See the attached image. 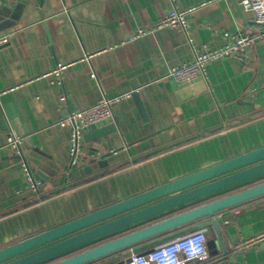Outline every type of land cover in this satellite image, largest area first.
Segmentation results:
<instances>
[{
    "label": "crops",
    "instance_id": "1",
    "mask_svg": "<svg viewBox=\"0 0 264 264\" xmlns=\"http://www.w3.org/2000/svg\"><path fill=\"white\" fill-rule=\"evenodd\" d=\"M241 1L0 3V36L10 35L0 46V249L264 146V39L255 42L247 62H212L207 79L193 85L168 77L171 68L194 59L189 37L198 48H218L225 32L256 30L254 13ZM174 8H196L188 15V32L167 27L134 37ZM59 66H66L60 78L54 74ZM127 92L140 93L144 112L133 94L116 104L113 120L85 133L83 161L71 167V127L57 122L67 109ZM8 120L26 138L24 155L42 182L41 197L29 189L6 146ZM110 125L114 132L86 138ZM217 218L225 222L228 253L192 264H264V197ZM210 223L189 224L136 248L147 252ZM127 257L128 250L90 264H127Z\"/></svg>",
    "mask_w": 264,
    "mask_h": 264
},
{
    "label": "water",
    "instance_id": "2",
    "mask_svg": "<svg viewBox=\"0 0 264 264\" xmlns=\"http://www.w3.org/2000/svg\"><path fill=\"white\" fill-rule=\"evenodd\" d=\"M133 95L144 112L140 93ZM115 129L110 125L86 138L98 139ZM261 178H264V146L0 249V264H90L207 219L211 220L206 228L211 233L207 243L210 255L227 254L222 230L225 222L217 216L264 197V181L203 205L185 208ZM60 258L63 259L56 261Z\"/></svg>",
    "mask_w": 264,
    "mask_h": 264
},
{
    "label": "built area",
    "instance_id": "3",
    "mask_svg": "<svg viewBox=\"0 0 264 264\" xmlns=\"http://www.w3.org/2000/svg\"><path fill=\"white\" fill-rule=\"evenodd\" d=\"M2 1L0 0V3ZM241 5L244 11L254 13L258 26L255 31L251 33L240 31L238 34L225 32L222 37L226 42L218 48H210L209 46L198 48L189 37V42L195 52L194 59L171 68L168 77L173 78L181 86H188L193 85L200 79H207L208 65L212 62L226 58H233L242 63L247 62L255 42L264 39V0H242ZM195 9L174 8L164 18L155 22L151 28L138 30L134 37H140L167 27H180L188 32V15ZM9 40L10 35L0 36V46L9 42ZM65 69L66 66H59L54 74L60 78ZM132 94L133 92H127L113 98L104 96L96 104L86 109L66 110L65 115L57 124L63 127H71V167L79 166L83 161V138L85 133L94 126L113 120L114 106L130 98ZM60 100L63 105H66V95H62ZM8 122L10 130L6 146L17 156L18 166L25 174L29 189L35 196L41 197L42 182L35 176L32 165L24 155L23 144L26 138L16 132L10 120ZM111 153L116 152L111 151ZM236 214H238V211H234L231 216ZM208 240V231L201 228L171 241L161 243L147 252L132 248L128 250L127 264H192L194 262H204L211 257L207 245Z\"/></svg>",
    "mask_w": 264,
    "mask_h": 264
},
{
    "label": "trees",
    "instance_id": "4",
    "mask_svg": "<svg viewBox=\"0 0 264 264\" xmlns=\"http://www.w3.org/2000/svg\"><path fill=\"white\" fill-rule=\"evenodd\" d=\"M261 182H263V181H261ZM258 183H260V182H258ZM258 183H255V184H258ZM255 184H252V185H255ZM252 185H250V186H252ZM222 196H224V195H222ZM222 196H216V197H213V198H211V199H207V200H203L201 203H198L197 205H195L194 207H196V206H199V205H203V204H205V203H208V202H211V201H213V200H215V199H218V198H220V197H222ZM193 208V207H192ZM190 209V208H189ZM63 258H60V259H58V260H56V261H59V260H62ZM55 262V261H54ZM205 262V261H204Z\"/></svg>",
    "mask_w": 264,
    "mask_h": 264
}]
</instances>
